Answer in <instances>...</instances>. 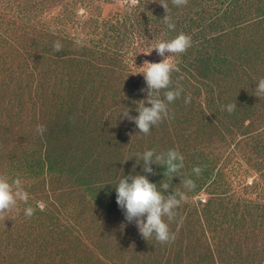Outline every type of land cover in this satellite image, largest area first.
<instances>
[{
	"label": "rangeland",
	"instance_id": "1",
	"mask_svg": "<svg viewBox=\"0 0 264 264\" xmlns=\"http://www.w3.org/2000/svg\"><path fill=\"white\" fill-rule=\"evenodd\" d=\"M166 2L174 30L154 0H0V175L29 194L0 214V264H264V0ZM180 32L192 44L171 57L170 90L183 91L144 134L123 116L147 98L136 72ZM207 42L217 50L203 64ZM169 149L184 156L179 172L143 171L145 151ZM136 174L183 194L165 217L174 240L125 219L116 186Z\"/></svg>",
	"mask_w": 264,
	"mask_h": 264
},
{
	"label": "clouds",
	"instance_id": "2",
	"mask_svg": "<svg viewBox=\"0 0 264 264\" xmlns=\"http://www.w3.org/2000/svg\"><path fill=\"white\" fill-rule=\"evenodd\" d=\"M158 2L164 9L166 14L163 16V21L170 30L175 29V24L172 22L169 15V5L166 0H154ZM132 6H135L137 0H130ZM188 0H172L175 6H185ZM81 44V41H76ZM191 36L180 32L171 39H161L156 42L150 51L144 52L151 54L152 50H156L157 55L162 57L159 62H151L145 60L140 66V71L143 73L147 85L146 100H142L137 106L139 115L131 116L129 111L123 112V116L135 122L139 132L148 134L152 126L157 125L164 118L169 117L168 104L180 97L183 88L177 84L174 90H170L172 83L171 74L174 71H179L177 65L172 61L173 54H182L191 47ZM54 49L56 52L63 50V46L59 41L55 42ZM170 53V55H166ZM255 95L261 99L264 98V78H260L256 84ZM163 91V96L160 93ZM190 96L185 99V103H190ZM150 105V106H146ZM236 105L228 104L226 106L228 112H232ZM46 128L43 125L37 126V131L43 134ZM144 163L143 171L152 173V163L166 166L164 175L177 173L184 166V156L175 149H169L167 152L156 154L154 150H147L141 155ZM193 172L200 174L199 166L193 168ZM181 184L185 188L192 189L195 187V182L190 178H182ZM170 188L168 183H161L160 189L157 184L151 182L146 175L136 174L130 177L125 176L118 182L116 186V201L118 206L124 211L125 219L129 222H135L139 232L145 239L155 235L156 240L161 243L174 240V234L170 233L169 224L175 217V209L179 207L180 202L184 199L182 193L174 192L165 195V191ZM29 194L25 191L20 179H14L11 182L5 175H0V214L11 212L17 208L18 202L25 205L28 204ZM39 208L44 210V205L40 203ZM35 209L32 206L25 208V215L31 217ZM8 218H13L9 216Z\"/></svg>",
	"mask_w": 264,
	"mask_h": 264
},
{
	"label": "trees",
	"instance_id": "3",
	"mask_svg": "<svg viewBox=\"0 0 264 264\" xmlns=\"http://www.w3.org/2000/svg\"><path fill=\"white\" fill-rule=\"evenodd\" d=\"M247 1H249V0H247ZM262 20H264V19H262ZM221 22V20L220 19H216L215 21H214V23H216L217 25H219V23ZM257 24H261V26L260 27H262L263 26V24H264V22H262L261 20H259V22L257 23ZM217 50V48H213V45H212V43L211 42H207V44H204L203 46H202V48H201V50H200V52L198 53V58L201 60V61H199L200 63H206V62H208V61H212L210 58H208V60H205L206 62H203V57L204 56H206V55H210V54H213L215 51ZM205 52V53H204ZM218 52H221V50H219ZM202 53H204V54H202ZM226 56V55H225ZM233 57H227L226 56V59L225 60H223L225 63H231V62H234L233 61ZM213 85V84H212Z\"/></svg>",
	"mask_w": 264,
	"mask_h": 264
}]
</instances>
